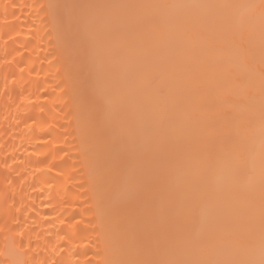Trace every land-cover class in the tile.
<instances>
[{
	"label": "snow or ice",
	"instance_id": "obj_1",
	"mask_svg": "<svg viewBox=\"0 0 264 264\" xmlns=\"http://www.w3.org/2000/svg\"><path fill=\"white\" fill-rule=\"evenodd\" d=\"M17 7L0 3L5 23ZM40 7L54 12L72 37L87 34L81 49L103 34L108 53L119 60L127 47L120 38H138L123 74L127 90L149 101L139 128L110 122L104 104L85 87L78 91L85 128L109 140L105 210L115 220L117 201L144 193L155 224L147 234L122 233L124 258L103 264H264V66L257 70L247 59L258 49L264 65V0ZM103 79L101 70L98 96H104ZM166 145L175 147L161 166L155 161ZM128 167L134 175L118 188L113 177ZM19 236L10 264H25L32 249L25 233Z\"/></svg>",
	"mask_w": 264,
	"mask_h": 264
},
{
	"label": "bare ground",
	"instance_id": "obj_2",
	"mask_svg": "<svg viewBox=\"0 0 264 264\" xmlns=\"http://www.w3.org/2000/svg\"><path fill=\"white\" fill-rule=\"evenodd\" d=\"M153 2L158 0H12L18 7L9 10L7 23L0 8V264H10L21 232L25 246L32 245L24 255L25 264H103L124 258L122 233L147 234L155 226L144 193L117 201L115 220L105 210L101 192L107 179L104 154L109 140L106 134L85 128L78 96L85 87L111 112L110 122L139 128L149 101L127 90L123 74L138 38H120L127 47L119 60L108 53L103 34L81 49L79 41L87 40V34L72 37L54 12L40 7ZM247 59L257 70L264 66L258 49ZM101 70L104 96L96 94ZM174 147L166 145L155 163L165 165ZM133 175L134 169L128 167L113 179L122 189Z\"/></svg>",
	"mask_w": 264,
	"mask_h": 264
}]
</instances>
